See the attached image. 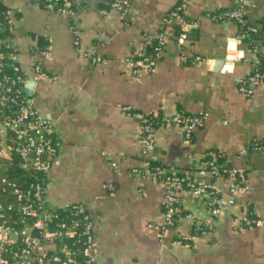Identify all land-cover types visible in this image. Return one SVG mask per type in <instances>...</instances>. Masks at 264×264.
I'll return each mask as SVG.
<instances>
[{
	"label": "crops",
	"instance_id": "0c3cea01",
	"mask_svg": "<svg viewBox=\"0 0 264 264\" xmlns=\"http://www.w3.org/2000/svg\"><path fill=\"white\" fill-rule=\"evenodd\" d=\"M129 2L124 14L109 0H72V18L48 10L42 0H0L11 62L26 74L24 93L55 127L58 154L45 177L47 204L86 206L98 264H264V148L241 154L264 141V81L252 84L251 95L238 90L264 59V0H244L245 19L263 32L246 39H238L235 21L213 18L241 0H187L186 28L179 18L169 19L179 0ZM162 30L169 36L154 69L133 74L126 58ZM37 64L49 77L35 79ZM126 107L159 118L200 114L203 124L189 143L182 125L158 126L145 155L139 122ZM210 153L242 172L235 203L229 202L233 178L200 173ZM154 157L214 183L217 212L207 197L183 188L182 214L160 236L150 225L162 221L165 186L132 172ZM19 167L0 118V221H9L18 207ZM247 208L263 219L261 226L235 222ZM201 223L207 232L192 246L177 242Z\"/></svg>",
	"mask_w": 264,
	"mask_h": 264
},
{
	"label": "built area",
	"instance_id": "2783aa9c",
	"mask_svg": "<svg viewBox=\"0 0 264 264\" xmlns=\"http://www.w3.org/2000/svg\"><path fill=\"white\" fill-rule=\"evenodd\" d=\"M48 10L57 13L75 17L76 11L74 6L68 5L65 0H42ZM180 2L171 11L169 19L179 18L186 26L188 23L184 18V7L187 0H179ZM72 3V0H71ZM113 9L122 13L128 11L129 0H109ZM244 0L235 8L221 11L213 18L216 20L231 19L238 23L240 32L238 39L243 38L246 33H260L261 28L251 25L245 19ZM7 17L4 10L0 8V118L6 126L10 139L13 143V151L21 161V167L27 171L47 173L58 154L57 142L55 139V127L49 122L36 108L31 101L23 94L26 78L24 72H17L15 75H8L5 72L7 65H10L9 58L12 53L8 50L11 43L6 35ZM263 33V32H262ZM169 34L162 30L155 38L148 39L146 45L141 50L133 52L126 58V64L133 74H137L141 69H154L156 61L160 55L163 45L166 43ZM186 38V31L183 30L178 34L180 43ZM151 48V49H149ZM95 61H98L94 58ZM12 66V65H11ZM35 79L49 77L48 73L41 69L39 64L35 65ZM264 81V69L259 66L255 70L240 80L238 90L251 95L253 93L252 84ZM131 115L139 122V139L143 146V153L149 155L154 142V135L158 126H171L180 124L184 129V141L189 143L192 139L193 132L196 128L203 124V116L200 114H190L176 112L168 116L156 117L153 114L126 107ZM264 148L260 143H252L248 147L241 150V154H249ZM215 153H210V160H205L201 164V174H211L212 176H223L233 178L231 185L230 203H235L234 193L243 188V174L240 170L226 166L223 160L214 159ZM145 169L133 168L134 174L142 176H150L153 181L164 184L166 194L164 198V212L162 221L159 224H151V227L160 230V236H164L165 232L175 226L182 214L180 204L179 191L183 188H189L196 196L207 197V204L212 212L216 213L217 209L214 205L218 191L214 185L207 181L204 176L197 180L195 177L182 174L172 167L162 165L154 157L147 161ZM44 178L37 182L31 183L26 188L17 189L18 207L17 210L21 214L22 221L26 214L37 215L34 220V227L42 232V236H33L26 228L16 232L14 225L8 220L0 221V263L1 253L7 251V246L11 243L20 241L18 250L14 253L16 264H98L95 252V236L93 226L88 209L83 203H75L62 207L66 214L61 215L55 225L50 226L48 223L57 214H53L46 206H48L45 197ZM112 189V186L109 187ZM111 194H114L111 191ZM191 217V214L187 215ZM239 225L261 226L263 219L249 208L240 213L235 219ZM25 221V220H24ZM207 232L206 226H196L195 231L187 236L180 237L177 242L186 246H192L191 241L198 235ZM21 235V236H20ZM20 236V238H19ZM69 237H74L73 241H68ZM59 240L60 244L51 255L44 259L42 255L45 246ZM78 254L81 255L79 259ZM45 261V262H44Z\"/></svg>",
	"mask_w": 264,
	"mask_h": 264
},
{
	"label": "trees",
	"instance_id": "16d2710c",
	"mask_svg": "<svg viewBox=\"0 0 264 264\" xmlns=\"http://www.w3.org/2000/svg\"><path fill=\"white\" fill-rule=\"evenodd\" d=\"M64 3L73 6V3H71V0H65ZM1 7L2 6H0V8ZM224 10H228V9H224ZM224 10H222V11H224ZM262 23L264 24V18L262 20ZM263 29H264V27H263ZM248 34L249 33H246L244 35V39H246V38L249 37ZM149 49H151V48H149ZM8 50L10 51V53L12 52V48L11 47L8 48ZM11 61H12V58H9L10 65H7L6 66L5 72L8 75H12L13 76V75H15V73L21 72V71L17 67L18 65H16L15 63H12ZM259 68L260 69H264V59L261 60V63L259 65ZM25 80H26V78H25ZM25 80L23 81V84H24ZM23 94L25 95L24 90H23ZM11 144H12V148H13L12 141H11ZM261 145L264 146V141H263V143H261ZM15 156H17V155L15 154ZM210 158L211 157L206 158V160H210ZM19 165H20V167H19V173L22 176V180H21V184L19 186H17L18 189L26 188L31 183L37 182V181L41 180V178H44V180H45L46 173L25 170L23 167H21V161H20V159H19ZM45 183L46 182L44 181V187H45ZM46 209H48L53 214H57L58 215L57 217H53L52 220L48 223L49 227L55 225V222L58 221V218L61 215L66 214V211L63 208H54V207H50L48 205V206H46ZM19 216H21V214L19 213V211L17 210V208H15L14 210H11V218L9 219V223H12L14 225V230L16 232H19L20 230L22 231L23 229L27 228V229L30 230L29 233H31L33 236H36V235L42 236V232H40L39 230H37L34 227V225H33L34 220L37 219L36 218L37 215H34V214H32V215L31 214H26L25 217H24L26 219H23L22 218V221L20 220V217ZM21 217H23V216H21ZM20 236H19V238H20ZM67 240L68 241H73L74 240V237H69ZM58 244H60V241L57 239V240H54L53 242L48 243L45 246V249H44L45 254L44 253L42 254V255H44V259L45 260H47V257L49 255H51L53 252H55V250L57 249V245ZM19 245H21L20 241H18L17 243H14L13 242V243L9 244L7 246V248H8L7 251L1 253V260H2V262L0 264H16V257L14 256V253L18 250ZM78 256H79V259H81V255L78 254ZM32 264H37V263L36 262L35 263L33 262ZM45 264H47V261L45 262ZM48 264H50V263H48Z\"/></svg>",
	"mask_w": 264,
	"mask_h": 264
}]
</instances>
